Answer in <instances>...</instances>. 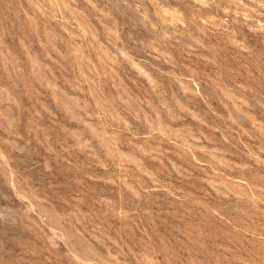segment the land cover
<instances>
[{
    "label": "rangeland",
    "instance_id": "374dc122",
    "mask_svg": "<svg viewBox=\"0 0 264 264\" xmlns=\"http://www.w3.org/2000/svg\"><path fill=\"white\" fill-rule=\"evenodd\" d=\"M0 264H264V0H0Z\"/></svg>",
    "mask_w": 264,
    "mask_h": 264
}]
</instances>
